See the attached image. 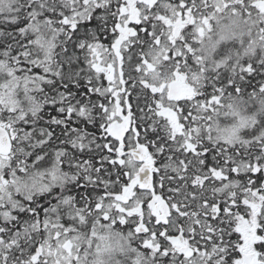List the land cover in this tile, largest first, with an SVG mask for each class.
Returning <instances> with one entry per match:
<instances>
[{"label":"snow or ice","instance_id":"snow-or-ice-1","mask_svg":"<svg viewBox=\"0 0 264 264\" xmlns=\"http://www.w3.org/2000/svg\"><path fill=\"white\" fill-rule=\"evenodd\" d=\"M0 264H264V0H0Z\"/></svg>","mask_w":264,"mask_h":264}]
</instances>
